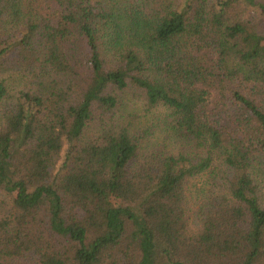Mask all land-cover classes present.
Segmentation results:
<instances>
[{
  "label": "trees",
  "instance_id": "trees-1",
  "mask_svg": "<svg viewBox=\"0 0 264 264\" xmlns=\"http://www.w3.org/2000/svg\"><path fill=\"white\" fill-rule=\"evenodd\" d=\"M0 195V264H264V0H0Z\"/></svg>",
  "mask_w": 264,
  "mask_h": 264
},
{
  "label": "rangeland",
  "instance_id": "rangeland-1",
  "mask_svg": "<svg viewBox=\"0 0 264 264\" xmlns=\"http://www.w3.org/2000/svg\"><path fill=\"white\" fill-rule=\"evenodd\" d=\"M131 96L129 95V98H130ZM132 102H131V100H129V104H128V107H129V109H131L132 108ZM157 113H159V114H163L164 113V111L162 110V109H158V112ZM140 132H142V129H140ZM162 136V133H160V131H158L157 129H155V132L153 133V135H151L150 136V139H154V138H156V139H160V137ZM146 139V138H145ZM1 195H0V199H1Z\"/></svg>",
  "mask_w": 264,
  "mask_h": 264
}]
</instances>
